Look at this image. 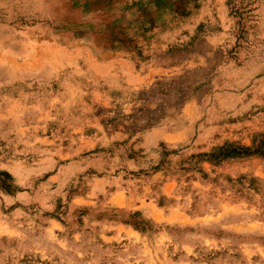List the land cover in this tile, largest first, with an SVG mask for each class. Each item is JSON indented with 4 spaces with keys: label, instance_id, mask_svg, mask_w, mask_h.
Wrapping results in <instances>:
<instances>
[{
    "label": "rangeland",
    "instance_id": "1",
    "mask_svg": "<svg viewBox=\"0 0 264 264\" xmlns=\"http://www.w3.org/2000/svg\"><path fill=\"white\" fill-rule=\"evenodd\" d=\"M0 173V264H264V0H0Z\"/></svg>",
    "mask_w": 264,
    "mask_h": 264
},
{
    "label": "trees",
    "instance_id": "2",
    "mask_svg": "<svg viewBox=\"0 0 264 264\" xmlns=\"http://www.w3.org/2000/svg\"><path fill=\"white\" fill-rule=\"evenodd\" d=\"M222 151L227 152V149H223ZM223 157H226V155H223ZM0 178H4V180L1 181L2 183L0 184V189L4 190L7 193L14 192V187L11 184L7 183V180L12 179L11 176L5 173H0Z\"/></svg>",
    "mask_w": 264,
    "mask_h": 264
}]
</instances>
